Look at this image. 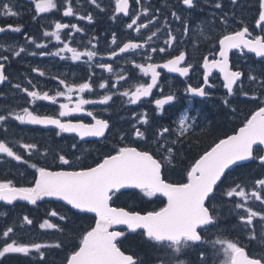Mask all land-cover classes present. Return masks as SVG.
Segmentation results:
<instances>
[{"label": "snow or ice", "instance_id": "snow-or-ice-1", "mask_svg": "<svg viewBox=\"0 0 264 264\" xmlns=\"http://www.w3.org/2000/svg\"><path fill=\"white\" fill-rule=\"evenodd\" d=\"M35 10L37 13H46L52 9H57V0H34ZM64 7L65 16H79V13L73 8L72 0H65ZM140 4V0H135ZM235 5L237 0H231ZM97 8L100 5L97 0H91ZM183 5L189 8L195 7L194 0H182ZM261 11L259 18L256 20V26L264 28V0H259ZM3 9V15L18 16L19 13L13 11L11 3L0 5ZM129 0H115L116 13H129ZM215 7L219 8L220 3L217 0ZM159 10H157L158 12ZM151 15L148 7L140 5V12L135 13L134 18L130 17L131 22L126 25L132 29L136 25L135 31L139 34L141 29H147L149 25L154 24L159 20L158 15H152L147 23L137 24L141 16ZM171 15L177 20L181 17L172 12ZM115 19V16L112 17ZM80 19L92 21L91 14L80 16ZM183 34L187 35L189 28L187 20L182 21ZM227 24V20H224ZM164 24L166 29H170L165 19ZM66 28H71L77 32H83V29L78 25H68L56 21L54 30L45 31L44 36L54 37L56 41L63 42V47L58 48L55 53L40 52V55H55L64 59L62 55L65 52L71 53L68 57L73 61L81 60L86 56L88 61H92L98 53L94 50L86 49L80 51L76 47H72L69 42L62 41L61 31ZM8 30L20 32L22 26L7 25L0 27V33ZM161 29L157 28L143 41L128 40L122 46H118V50H113L108 53V56L115 58L120 54L129 51L144 50L150 48V53L147 55V60H152L151 53H165L166 47H172L177 37L168 30V39L164 41L166 47H151L149 41L156 36ZM205 40L210 37L203 35ZM251 37V38H250ZM28 41L36 44L37 48H44L46 45L37 44L34 37H28ZM112 43L116 44V37L113 33ZM219 46L218 58L209 60L207 56L203 58V84L198 87L187 85L185 91L195 96L207 97L210 92L206 90L211 88L209 83V74L213 69H218L223 75V88L227 89L228 96H233L236 91L242 95L249 97L257 107L251 111L250 116L242 122V126L238 130H234L233 134L225 135L224 138H217L206 150L198 153L192 158V162L184 169L183 182H169L166 179V171L173 164V160L177 157V146L183 142V139L195 130L198 126L196 118L184 114L179 120V127L176 129V139L168 140L171 131L168 127L160 126L159 129L151 133V138L141 131L139 127L133 125V134L138 141H143V147L131 146L125 144L117 147L112 153L105 155L94 166L89 167H74L72 161L64 155L58 157L60 164L67 165L68 170L61 168L60 170H52L49 167H37L36 164L30 166L37 170L34 183L31 186H15L12 181H0V200L11 203L17 199L29 201L35 205L38 200L43 197H57L65 201L69 206V211H77L78 213H94V224L90 225L78 237V243L69 244L71 251L65 257V264H143V260L138 255L130 254L129 250L122 249L123 238L126 237L125 231H118L114 226H126L129 232L135 233L140 230L144 239L149 243L156 245L163 250H170L172 254L171 264H188L185 259L180 257L189 250H194L197 244H210L214 250V256H221L223 259L220 264H264V254L250 255L245 247L239 242L222 239L217 237L215 240L208 241L201 233H206L209 227H215L219 218V210L213 203L228 175L233 171L234 167L242 166V162L259 160L261 165H264V97L260 96L259 92H253L249 95L243 91V81L241 78L244 73L239 70H233L230 61L229 53L233 49H238L241 53L245 50L254 53L256 57L264 58V35H255L249 32L247 26L240 30L227 32L217 41ZM91 44V41H89ZM0 44V48H4ZM94 48L95 45H92ZM27 50L23 46L18 49H11V54L19 57ZM35 55V53H32ZM211 55V54H210ZM187 60V53L179 51V54L168 59L162 65L158 63L137 64L136 67L141 72L148 76L150 75V83H140L134 85V90H125L121 93L122 96L128 98V103L136 104L142 98L149 97L153 89L158 86V80L161 72L158 69H166L170 73H179L181 76L188 77L189 72L193 70L192 64L181 66ZM8 62L7 56H0V83L8 80L5 74V65ZM128 62V61H125ZM135 63V61H131ZM100 68L107 69L109 73H114L112 64L101 63ZM33 71L44 76L45 73L40 68H35ZM117 82L125 80V76L121 73H115ZM59 83L64 86L65 91H56L54 95H50L48 91L41 92L32 86L33 90L25 87L23 92L31 97V103L38 100L56 102L58 97H66L69 102H72V93L76 92L79 95L72 106L70 103H61L59 116L41 115L30 110L29 107H24L20 111L9 112L8 115H0V125H6L9 117L22 123L34 125H55L60 132L78 133L81 138L87 136L104 137L106 131L109 130L110 124L106 119L98 118L93 112L89 111L88 116L92 117L93 123L85 124L81 122L65 121L59 117L68 116L72 112L84 111V106L93 103L106 104L112 100L114 92L110 91L108 81L99 83L100 89H105L106 93L98 101L86 99L83 95L86 91L93 89L91 77L82 83H68L65 80L59 79ZM250 82L257 83L261 91H264V80H257L256 76L249 75ZM239 82V87L237 88ZM31 83V82H29ZM17 89L21 85H15ZM235 89V91H234ZM176 100L173 94L163 95L162 98L155 99L154 103L157 109L163 111L164 106ZM225 106L229 105L227 98L223 99ZM235 112V109H232ZM187 112V110H186ZM137 122L143 126L149 124L147 112L141 113L137 117ZM122 134L120 139L124 140ZM171 143V147L167 144ZM22 147L26 150L36 149L35 144H23ZM74 147V146H73ZM0 154H6L7 157H12L16 161H23V157L12 150L4 141H0ZM27 163V161H24ZM260 190L253 188L249 194L244 187L237 184L227 190L224 195L228 197L238 196L242 198L241 203L235 207L244 209L246 215L240 216L239 219L250 230V238L255 239V227L253 224L254 218H259L262 222L261 236L264 237V212L256 211L252 207L247 206V201L252 198L260 201L264 205V196L261 191H264V178L258 179L255 182ZM138 189L143 196L157 197L163 196L167 198L166 204L158 210L140 211L128 210L125 207H114L113 198L118 194H122L121 190ZM0 215H3L0 213ZM51 216H59L60 220H68L66 215H60L55 210L50 213ZM27 224H31L32 220L27 216L23 218ZM41 228H55L63 232L59 225L52 224L45 220L40 225ZM13 227H8L3 231L4 237H9L13 233ZM261 245L264 246V239L261 240ZM65 245L61 242H56L54 245H45L41 243H19L13 239L12 242H5L0 248V259L6 254L21 253L28 255L35 249L41 258L44 257V251L48 247L62 248ZM219 246V247H217ZM201 264H204L205 254H199ZM158 264H165L164 260H158Z\"/></svg>", "mask_w": 264, "mask_h": 264}, {"label": "flooded vegetation", "instance_id": "flooded-vegetation-1", "mask_svg": "<svg viewBox=\"0 0 264 264\" xmlns=\"http://www.w3.org/2000/svg\"><path fill=\"white\" fill-rule=\"evenodd\" d=\"M58 1L59 4L57 9H52L46 13H37L34 0H0V5L11 3L13 11L19 13L18 16H5L2 14V7H0V27H5L7 25H13L14 27L22 26L20 32L8 30L4 33H0L1 44L5 46L4 48H0V56L8 57V62L5 65V74L8 76V80L3 82L0 87V93H8L13 105L22 103L23 108L29 107L30 110L35 113L57 117L59 116L60 104L70 103V106H72V104L79 99L80 94L76 92L72 93V102H69L66 97H58L56 102L38 100L33 104L31 103V97H28L27 93L23 92L22 89L27 87L29 90H33L32 86H35V89H38L41 92L48 91L50 95H54L56 91H65L64 86L59 83V80L56 77H59V79L65 80L70 84L82 83L91 77L93 89L83 93L86 99L98 101L103 95L107 94L105 89H100L98 86L99 83L104 81H108L110 86L115 85V87H110V91L114 92L115 95H113L112 100L106 104H88L84 106V111L72 112L68 116L59 117L65 121L70 120L74 123L82 121L85 124H89L94 122L92 117L87 114L91 111L98 118L109 121L110 128L106 131L105 136L101 138L83 137V139H81V137L76 134L60 132L56 127L44 128L40 125L22 123L19 121L21 124L19 127L20 139L25 141L21 144L20 152L25 151L28 154L35 155L37 157V163L40 162L41 166L49 167L52 170H60L61 168L68 170V166L60 164L58 159L60 155H64L72 161L74 167H89L94 166L95 163L99 162L105 155L112 153L115 148L124 146L125 144L143 147V141H138L133 134V125L139 127L141 131H144L146 135L151 138L153 130L156 128L159 129L160 126L168 127L169 129L175 127L177 129L178 125L176 124V120L178 119L179 114H196L198 121H200L202 115L211 114V123L207 125V128L210 127L209 129L213 131L212 133H215L216 135L219 134V137L224 138L225 135H231L234 130H238V127L242 126V122L250 116V111L248 112L247 110V114H244L242 117L243 120L236 122V126H232V122L225 118H222V121L218 123L219 119L217 118L219 116H217V114H223V112H225L227 115L231 113L228 106L235 107L234 101L238 102L237 96H242L244 99V95L239 91H236L235 95L228 96L227 89L222 86L223 76L215 70H212L209 74V83L212 85L211 88L206 87V90L210 92L209 96L199 97L185 91L189 84L193 87H198L203 84V58L205 56H207L209 60L218 58L219 46L217 41L224 34H216L213 38L211 37L209 41L201 40L199 42L195 40V36L193 35L194 32H192L190 36L184 35L183 32H180L179 30H170L171 33L177 37V40L173 43L172 47H166L164 43V41L168 39L167 33L169 30L166 29L164 24L165 19L167 20V24L168 21L170 22L169 25L171 28L172 21L177 22V19L171 15L172 12H176L181 17L180 20L186 19L192 24L202 21L204 19L203 17H205L204 21H208L212 18V11L214 10L213 3L216 2L215 0H194L195 7L192 8L183 5L182 0H140V4H137L135 0H129L130 7L128 15L116 13L114 11L115 0H97V3L100 5L97 15L98 19L103 21L104 29L107 26V22H111L109 26L113 28V31L101 30L93 33L94 37L95 35L97 36L98 55L94 57L91 62L88 61L86 56L82 57L81 60L73 61L68 58L71 56V53L68 52L62 54L65 57L64 59L55 55L39 54L40 52L55 53L58 48L63 47V42L56 41L54 37H50L49 39L46 38V40L43 38V33L45 31L51 32L54 30V24L56 21L68 25L76 24L82 28L83 32H77L71 28L63 29L61 31V38L64 42H69L70 40L71 46L78 48L80 51L89 49L91 34L89 35L88 20L80 19V16L86 17V15L90 14L88 5L91 0H72L73 8L77 12L78 9L80 10L79 16H65L63 7L66 6V2L65 0ZM229 1L226 0V3ZM141 4L150 9L151 15L141 16L140 20L137 21V24L147 23L152 15H158L159 20L154 24L149 25L147 29H141V32L138 34L135 31L136 25H134L132 29L127 28L126 25L131 22L130 17L134 18L135 13L140 12ZM208 8L210 9V13L207 11ZM204 9H206V11H204ZM157 10L159 11L157 12ZM260 11L261 9L259 5V11L257 14L255 12L252 16L248 15L244 19L245 23H243V25H239L235 28H232L233 26H231L228 32L237 31L242 27L247 26L252 36L264 35V28L256 26V20L259 18ZM113 16H115V19L110 20L109 18ZM232 21L233 18H231V22ZM124 26L127 28L126 30H124ZM157 28L161 29V31L158 32L156 36L152 37V41H149V44L151 47L156 48L166 47V52L168 54L151 53L152 60L148 61L147 55L150 53V48H146L144 50L129 51L115 58L108 56L109 52L118 50V46H122L123 43L130 39L134 41L146 40L151 32L155 31ZM113 33L116 37V44L112 43ZM28 37H34L37 44H44L46 47L37 48L36 44L27 40ZM19 46H23L27 51L22 53L19 57H16L11 54V49H18ZM179 51H185L187 53V60L185 63H182L181 66H186L187 64L193 65V70L189 72L188 77L181 76L179 73H170L163 68L158 69V71L161 72L158 86L153 89V92L149 97L142 98L141 101L136 104L128 103V98L121 95L123 90L120 89L119 85L122 80L117 82L114 73H109L107 69L98 67L99 64L106 63L112 64L114 71L117 72L122 68L126 69V75H128V77L123 80L126 83L130 80V74L131 76H137L136 79L138 81H135L131 86V90H134V85L151 82L150 75L145 76L140 69L133 71L134 64L158 63L162 65L168 59L178 55ZM32 53H35V55ZM125 58H129V62L122 65L120 61ZM229 60L233 70H239L244 73L242 79L243 91L246 90L244 87V81L248 76V73L245 70L248 66L250 68L252 67L256 73L260 74L261 78H264V58L250 55L246 53V51L241 53L239 50H236L231 53ZM131 61H135V63H132ZM35 68H40L45 75L41 76L38 72L33 71ZM15 75L18 77L20 76L16 82L21 85L20 89L15 87L17 84L10 85V82L14 79ZM238 87L239 83L237 85V88ZM168 94L175 95L176 100L165 105L163 111L157 109L154 103L155 99L162 98L163 95ZM225 98L229 100L228 106H225L223 103V99ZM123 99L125 102L124 104H121V100ZM221 106H225L226 108ZM145 111L149 118V124L141 126L137 122V117ZM216 111H218L217 114ZM194 131H196V129ZM201 132H194V137L201 135ZM122 134L125 137L123 141L120 139ZM194 137L190 136L186 138L182 147L185 148L188 142ZM215 140H217V138L209 139L205 145L208 146L209 143L212 144ZM27 142L35 143L37 146L35 149L36 152L33 150H26L22 147L23 144H29ZM167 146L171 147V143L169 142ZM193 147L194 146L192 145V148ZM183 148L179 149V146H177V149L179 150H182ZM177 157L173 164L174 166H177L175 168L176 171L168 172L171 167L169 166L165 174L166 179H168L169 182L184 181V169L189 166L194 156H189L187 158L186 154V157L181 158L178 161ZM251 162H254V160ZM26 164L30 165L29 161H27ZM258 164L264 172V165H261L259 160ZM245 168L251 170V167ZM232 172L224 181L218 195H223L222 188L228 179L232 177ZM244 177L247 178V175L242 176V178ZM136 191L138 190L133 189L122 191V194H118L117 197L113 198V206L123 207L122 205H124L125 207L128 204L131 205V202L134 199L133 193ZM144 197L146 200L149 199L154 202L153 204L156 206L159 202L161 205L160 207H163L167 202L165 198L159 196L151 198ZM129 205L127 207H129ZM0 207L8 209L12 208V206L8 207L3 203L0 204ZM30 209L35 210L33 215L34 218L31 220H33L34 227L36 228H41L40 218L42 215L47 214L48 212L51 213L53 210H58V212L56 211L57 213L65 212L67 214H79L78 212L69 211V207L59 201H43L35 207H30ZM260 210L264 212V205H262ZM54 217L56 218L57 216ZM216 229L218 230L217 222L215 227H209L206 233L201 234L205 236L206 240H208L210 237L216 236ZM227 235L230 237L229 234ZM238 241L241 246L245 247L250 255L264 254V246L261 245V240H258L257 236H255V239H251L250 234L247 233V235L243 236V240ZM132 244L137 245L134 242ZM151 246L154 247L153 250L156 252L158 251L161 253L163 250L152 243ZM201 249H203L201 248V245L197 244L195 249L190 251L196 253ZM160 256L161 254L157 256L154 255L146 264H157L158 260L162 259Z\"/></svg>", "mask_w": 264, "mask_h": 264}, {"label": "rangeland", "instance_id": "rangeland-1", "mask_svg": "<svg viewBox=\"0 0 264 264\" xmlns=\"http://www.w3.org/2000/svg\"><path fill=\"white\" fill-rule=\"evenodd\" d=\"M216 2L213 3V7L214 10L212 11V18L208 21H204L205 17H203L204 19L202 21H199L198 23H190L189 21H187L188 24V28L189 31L187 33V35L192 34V32H194V36H195V40L196 41H205V39L203 38V36L201 35V33H203V35H206L208 37H214L216 34L222 35L224 32L228 31L231 26H236L238 22L244 20L248 15L253 14L252 11V7L250 9L247 8V11H243L242 7H241V3L240 0H237L236 4L233 5L231 1L226 3V0H219L220 3V7L217 8L215 7V4L217 3V0H215ZM59 4V1L57 0V5ZM65 5V4H64ZM203 5V4H202ZM208 6V5H207ZM251 6V5H250ZM65 7V6H64ZM63 7V9H64ZM88 10L89 13L91 14V16L93 17L92 21H88V26H89V35L91 34L90 37V41L91 44H89V49L90 50H94L97 52L98 49V43H97V36L93 35V33L95 31H113V28L109 26V24H111V22H107V26L104 29V23L103 21L99 20L97 15H98V11L99 8L96 7L95 4H92L91 2L88 5ZM204 11H206V9H204ZM210 13V9L208 8L207 10ZM78 13L80 15V10L78 9ZM87 16V15H86ZM231 18H233V21L231 22ZM110 20H113L112 17L109 18ZM227 20V24L224 23V20ZM182 21L184 20H177L176 21H172L173 23H171L172 28L170 27L169 30H173V31H177L179 30L180 32H183V23ZM169 21H168V25H169ZM127 28L124 26V30H126ZM182 36V35H181ZM43 38L46 40L49 39L50 37H46L44 36L43 33ZM52 38V37H51ZM210 40V39H209ZM206 40V41H209ZM1 44V41H0ZM92 45H95V47L93 48ZM97 47V48H96ZM167 49V48H166ZM1 53V51H0ZM158 54V53H156ZM128 61L129 62V58H125L124 60L120 61V63L122 65H124L125 62ZM91 62V61H90ZM139 64V63H138ZM133 71H137L139 68L136 67V64L133 65ZM254 67V66H253ZM257 68V67H256ZM246 72L248 73V76L246 77V80L244 81V87L246 90H244L245 92H248L249 95H251L253 92H259L260 96H264V92L260 90L259 85L257 83L254 82H250L248 77L249 75H253L257 77V80H264V78H261V75L256 73L254 71V69L248 66V68L245 69ZM126 69L122 68L121 70L114 71V75L115 73H121L124 76H126L125 78L128 77V75H126ZM116 76V75H115ZM20 76L18 77L17 75H15L14 79L10 82V85L13 84H17V79H19ZM137 76H134L130 74V80L126 83L123 80L120 83V89H122L123 91L130 90L131 91V86L135 81H138ZM11 98H9L8 93H0V100H1V105H0V115H8L9 112H13V111H20L23 108V104L22 103H18L17 105H13L11 100ZM236 100V99H235ZM237 100L238 102L234 101V106H228V109L231 111V113L229 114H225V112H223V114H219L218 111H216L217 116H219L217 119H219L218 123L221 122L222 118L228 119L230 120L232 123V126H236V122H240L243 120V116L244 114H247V110L248 112L254 109H256L257 104L254 103L249 97L244 96V99L242 98V96H237ZM7 101V102H4ZM125 100H121V104H124ZM30 104V103H27ZM226 108L225 106H221ZM235 109V112L232 111V109ZM225 110V109H224ZM186 114V113H185ZM184 114H179L178 119L176 120V124L179 127V120L183 117ZM191 117H195L196 118V123H197V128L196 131H192L188 136V137H194V132H198L199 131H205L208 130L210 127L207 128V125L209 123H211L210 119L211 118V114H205L204 116L202 115L200 118V121H198V117H196V114H187ZM228 116V117H227ZM15 119L13 117H9V120L7 122L6 125L11 124L12 121H14ZM17 121V120H15ZM229 121V122H230ZM18 122V121H17ZM203 122V123H202ZM202 124V125H201ZM4 125H0V128L3 127ZM158 128L154 129V131H156ZM171 131V135L168 137L169 140H175L176 139V128L173 127V129H170ZM186 140L183 139V142L181 144H179V149L183 148L182 144L184 143V141ZM193 144H187V146L185 148L182 149V153L177 157L178 158H184L186 157L187 154V158L189 156L192 155L191 153V148H192ZM12 150L14 152H16L17 154H19L18 151H15L16 149H14L13 147H11ZM177 149V150H179ZM31 155V154H29ZM175 159L173 160V164L175 163ZM0 162L3 164V166H0V168L2 167L3 171L5 173H8V168H10L13 164H19L20 161H16L14 158L12 157H7L6 154H0ZM30 165L32 164V162H29ZM171 165V167L169 168L168 172L170 171H176L175 168L177 166ZM256 164H252L251 169L252 170H248L245 168V170L243 172H232V177H230L228 179V181L225 183V185L222 188V194L223 195H218L215 200L213 201V203L217 206L218 210H219V218H218V230L216 229V236L215 237H210L208 239V241H212L215 240L217 237H220L222 239H228V240H233V241H237L238 240H243V236L247 235V233L250 234V230L248 228V226H246L242 221H240L239 217L246 215V212L244 209H238L235 206L238 203L243 202L241 197L238 196H234V197H228L226 195H224V193L231 189L232 187H234L235 185L239 184L242 187H244L246 189V191L250 194L251 191L253 190V188H256L257 190H260L258 185H255V181L258 179L263 178L264 176V172L262 170V168L260 167L259 164L256 165V167L254 166ZM258 171V174H255V172ZM247 172V173H246ZM247 178H242V176H246ZM3 177V173L2 175H0ZM261 195L264 196V191H261ZM146 200V199H145ZM247 206L248 207H252L254 210L256 211H261V207L262 204L260 201H256L252 198H250L247 202ZM58 212V210H56ZM0 213H2L3 215H0V248L3 247L5 242H12L13 239L17 240L19 243H37L38 240H42L45 239V241L48 242L47 240V236L48 232H57L59 231L58 229L55 228H36L34 227V222L32 220L31 224H27L23 218L25 216H27L29 219H33L34 217L32 215H29L28 213L22 214L19 211H10L8 208H3L0 207ZM60 215H66L69 217L68 220L64 221V220H60L59 216H57L56 218L54 216L50 215V212H48L47 214H43L41 219V224L44 223L45 220L50 221V223L52 224H57L59 225L60 229L63 230H70L71 226H73L74 228L76 226H78L81 221H76V219L71 218L70 214H67L65 212H59ZM82 220V219H80ZM254 227H255V236H257L258 240H262L264 237L261 236V231H262V222L260 221L259 218H254L253 221ZM84 225V224H83ZM8 227H13L14 232L9 234V237H4L2 235L3 231L6 230V228ZM60 232V231H59ZM219 235H218V234ZM214 234V233H211ZM229 234L230 237L227 235ZM240 243V242H239ZM219 247V246H217ZM201 250H199L196 253H193V251H187L185 252L180 259H185L188 261V264H201L200 258H199V254L203 252L205 254V261L204 264H220V261L223 259L222 255L221 256H214L213 252V248L210 244H206V245H201ZM35 250V249H33ZM150 254H154V252H149ZM148 253V254H149ZM14 254H18V253H10V254H6V256L2 259H0V264H15L13 257ZM161 254V258L164 260L165 264H171L172 262V254L170 252V250H162L161 253H159L158 251L155 253V256ZM158 264V263H157Z\"/></svg>", "mask_w": 264, "mask_h": 264}, {"label": "trees", "instance_id": "trees-1", "mask_svg": "<svg viewBox=\"0 0 264 264\" xmlns=\"http://www.w3.org/2000/svg\"><path fill=\"white\" fill-rule=\"evenodd\" d=\"M241 7L243 11H247V8L250 9L252 7L253 13L256 12V14L259 11V0H240ZM251 5V6H250ZM244 20L237 23L236 26H233L232 28L238 27L239 25H243ZM229 31V30H228ZM228 31L224 32L223 34H226ZM1 105V100H0ZM255 110V109H254ZM21 124L19 121H12L9 125H4L0 128V141H4L9 147H13L16 149L15 151H18L19 154L23 157V161H20L19 164H13L10 168H8V173H5L0 168V175L3 173V177L0 176V181H7L10 180L13 182L15 186H31L34 183V180L36 178L37 170L32 168L30 165L24 163V161L32 162L33 164H36L37 167H43L41 166L40 162L37 163V157L35 155H29L27 152L22 151L21 144L25 141L20 139V132L19 127ZM213 131L211 129H208L207 131H202L201 135H198L194 138H192L188 144H193V148H191V157H196L198 153H202L204 150H206L211 144L205 145L209 141V139H215L219 137V134L216 135L215 133H212ZM221 138V137H219ZM29 144H35L34 142H27ZM206 146V147H205ZM34 152H36L35 149H33ZM182 153V150L177 151V155L179 156ZM181 158H178L180 160ZM177 160V161H178ZM252 164H258L257 160H254V162L248 164L247 166H241L236 169H234V172H243L245 170V167H253ZM256 165H254L256 167ZM0 166H3V164L0 162ZM45 167V166H44ZM244 169V170H243ZM252 170V169H251ZM247 173V172H246ZM259 172L256 171L255 174H258ZM134 199L131 202V205L129 207L125 206V208L129 210H135L140 212L145 211H152L157 210L160 208V203H157V206L153 204L151 200H145L146 198L140 193V191H136L133 193ZM128 200V199H127ZM118 203V202H117ZM124 207V205H122ZM26 205H17L13 206L12 208H9L10 211H19L22 214L28 213L29 215H34L35 210L30 209ZM71 218L76 219V221H81V223L76 226L75 228L71 226L70 230H64L63 232H48L47 241L45 239L38 240L37 243L45 244V245H54L56 242H61L65 246L62 248H56V247H48L46 249H42L44 251V257L41 258L39 253L36 250H32V252L28 255L25 254H14L13 257L15 264H65V257L69 254L71 251V248L67 245L69 244H75L78 243V237L80 234L86 230L90 225L94 224V217L86 214H70ZM82 219V220H80ZM218 223V222H217ZM84 224V225H83ZM136 243L137 245H133L132 243ZM154 247L151 246V243H149L147 240L144 239L143 235L141 233L137 234H130L126 233V237L123 238V246L122 249L129 250L130 254L138 255L142 258L143 264H146L150 258H153L156 251L153 250ZM154 252V254H150L149 252ZM149 253V254H148Z\"/></svg>", "mask_w": 264, "mask_h": 264}, {"label": "water", "instance_id": "water-1", "mask_svg": "<svg viewBox=\"0 0 264 264\" xmlns=\"http://www.w3.org/2000/svg\"><path fill=\"white\" fill-rule=\"evenodd\" d=\"M28 1H32V0H28ZM123 14H124V13H123ZM236 50H238V49H233V50L229 53V58H230L231 53H232L233 51H236ZM245 51H246V53H248V54H250V55H255L254 53L248 52L247 50H245ZM120 55H121V54H120ZM258 58H260V57H258ZM229 61H230V60H229ZM213 70L219 72L218 69H213ZM219 73H220V72H219ZM222 76H223V75H222ZM242 79H243V77L241 78V80H242ZM238 83H239V82H238ZM2 84H3V83H0V87L2 86ZM40 126H42V127H44V128H52V127H56L55 125H40ZM67 133H69V132H67ZM69 134H76V135L79 136L78 133H69ZM84 138H101V137L87 136V137H84ZM81 139H83V138H81ZM263 154H264V153H263ZM251 161H252V160H251ZM251 161H245V162H242V165L247 164V163H249V162H251ZM234 168H235V167H234ZM128 190H133V189H128ZM136 190H138V189H136ZM121 191H125V190H121ZM158 196H159V195H158ZM160 197H163V196H160ZM163 198H165L166 201H167V198H166V197H163ZM43 201H59V202H62L63 204H65V205H67V203H66L65 201H63V200H61L60 198H57V197H43L42 199L38 200L37 203H36L35 205L31 204L29 201H26V200H20V199H17V200H15V201L11 202V203H8V202H6V201H2V200H0V203H4V204L9 205V206H12V205H14V204H16V203H25V204H27V205H29V206H36L38 203L43 202ZM67 206H68V205H67ZM68 207H69V206H68ZM74 211H75V210H74ZM76 212H77V211H76ZM86 214H90V215H92V216L95 217V214H94V213H86ZM114 229H115V230H118V231H122V230H127V227H126V226H123V225H121V226H114ZM128 231H129V230H128ZM138 232H140V230H137L135 233H138ZM130 233H132V232H130Z\"/></svg>", "mask_w": 264, "mask_h": 264}]
</instances>
